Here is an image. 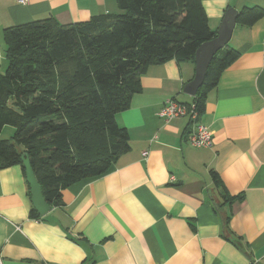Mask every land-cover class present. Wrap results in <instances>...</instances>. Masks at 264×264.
<instances>
[{
    "label": "crops",
    "instance_id": "0c3cea01",
    "mask_svg": "<svg viewBox=\"0 0 264 264\" xmlns=\"http://www.w3.org/2000/svg\"><path fill=\"white\" fill-rule=\"evenodd\" d=\"M201 4L215 32L229 7L262 11L251 25L236 22L228 46L238 56L205 90L200 122L211 146L190 145L187 117L157 114L169 98L193 101L182 88L195 61L148 65L115 115L130 149L65 188L61 205L32 215L23 169L0 167V264H264V0ZM116 8V0H0V68L8 27L44 16L70 24Z\"/></svg>",
    "mask_w": 264,
    "mask_h": 264
},
{
    "label": "trees",
    "instance_id": "16d2710c",
    "mask_svg": "<svg viewBox=\"0 0 264 264\" xmlns=\"http://www.w3.org/2000/svg\"><path fill=\"white\" fill-rule=\"evenodd\" d=\"M116 3L120 13L70 24L44 16L4 32L0 132L5 125L14 130L0 137V167L19 164L24 171L20 155L26 153L50 206L62 204L69 185L103 174L130 149L115 115L130 106L148 65L194 61L198 46L216 34L201 0ZM261 15L258 7L245 6L236 22L251 25ZM237 56L228 45L213 56L192 101L200 115L205 90ZM31 214L39 216L34 208Z\"/></svg>",
    "mask_w": 264,
    "mask_h": 264
},
{
    "label": "water",
    "instance_id": "95a60500",
    "mask_svg": "<svg viewBox=\"0 0 264 264\" xmlns=\"http://www.w3.org/2000/svg\"><path fill=\"white\" fill-rule=\"evenodd\" d=\"M237 13L238 12L235 8L229 7L225 12L215 36L212 39L201 43L196 49L194 58L195 74L189 82L184 84L182 88L184 93L195 96L198 89L202 86L207 68L213 56L219 49L228 45L236 24ZM20 159L22 161V166L24 167L25 180L30 188L32 206L37 213L44 215L51 209V206L44 199L41 185L36 179L27 154L22 153Z\"/></svg>",
    "mask_w": 264,
    "mask_h": 264
},
{
    "label": "built area",
    "instance_id": "2783aa9c",
    "mask_svg": "<svg viewBox=\"0 0 264 264\" xmlns=\"http://www.w3.org/2000/svg\"><path fill=\"white\" fill-rule=\"evenodd\" d=\"M18 1L25 3V0ZM157 114L166 121L177 117H187L190 121V131L187 136L190 145L197 148L211 146V132L207 126L200 122V114L195 102L185 103L175 98H169L165 100ZM146 154L147 151L142 152L143 156Z\"/></svg>",
    "mask_w": 264,
    "mask_h": 264
},
{
    "label": "rangeland",
    "instance_id": "374dc122",
    "mask_svg": "<svg viewBox=\"0 0 264 264\" xmlns=\"http://www.w3.org/2000/svg\"><path fill=\"white\" fill-rule=\"evenodd\" d=\"M112 14L120 13V10L118 8L115 9V11L111 12ZM229 44V43H228ZM6 69V66L3 67L2 69L0 68V72L4 73ZM13 127L9 125H5L4 129L0 133V137L2 138H7L13 133Z\"/></svg>",
    "mask_w": 264,
    "mask_h": 264
}]
</instances>
